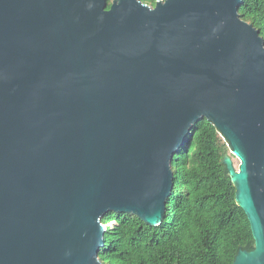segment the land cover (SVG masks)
<instances>
[{
    "label": "water",
    "instance_id": "1",
    "mask_svg": "<svg viewBox=\"0 0 264 264\" xmlns=\"http://www.w3.org/2000/svg\"><path fill=\"white\" fill-rule=\"evenodd\" d=\"M242 0H0V264H103L124 212L163 222L172 160L214 124L264 264V39Z\"/></svg>",
    "mask_w": 264,
    "mask_h": 264
},
{
    "label": "trees",
    "instance_id": "2",
    "mask_svg": "<svg viewBox=\"0 0 264 264\" xmlns=\"http://www.w3.org/2000/svg\"><path fill=\"white\" fill-rule=\"evenodd\" d=\"M155 6L159 0H141ZM112 0H109L108 8ZM241 17L264 39V0H242ZM172 160L174 187L163 222L146 224L138 216L109 212L103 264H233L239 250H253L255 240L224 159L227 142L207 118L191 129Z\"/></svg>",
    "mask_w": 264,
    "mask_h": 264
},
{
    "label": "rangeland",
    "instance_id": "3",
    "mask_svg": "<svg viewBox=\"0 0 264 264\" xmlns=\"http://www.w3.org/2000/svg\"><path fill=\"white\" fill-rule=\"evenodd\" d=\"M228 156H230V157L232 158V160H233V162H234L236 168L238 169V168H239V164H240V160H239V158L236 157V156H234V155H228Z\"/></svg>",
    "mask_w": 264,
    "mask_h": 264
}]
</instances>
